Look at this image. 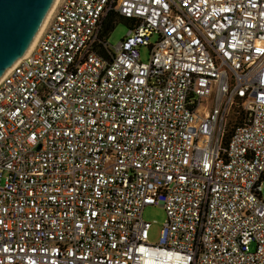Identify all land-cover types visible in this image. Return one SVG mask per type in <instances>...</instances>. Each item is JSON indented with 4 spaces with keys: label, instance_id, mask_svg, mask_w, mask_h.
Listing matches in <instances>:
<instances>
[{
    "label": "built area",
    "instance_id": "2783aa9c",
    "mask_svg": "<svg viewBox=\"0 0 264 264\" xmlns=\"http://www.w3.org/2000/svg\"><path fill=\"white\" fill-rule=\"evenodd\" d=\"M263 178L264 0H59L0 80V264H264Z\"/></svg>",
    "mask_w": 264,
    "mask_h": 264
},
{
    "label": "water",
    "instance_id": "95a60500",
    "mask_svg": "<svg viewBox=\"0 0 264 264\" xmlns=\"http://www.w3.org/2000/svg\"><path fill=\"white\" fill-rule=\"evenodd\" d=\"M56 0H0V80L33 46Z\"/></svg>",
    "mask_w": 264,
    "mask_h": 264
},
{
    "label": "rangeland",
    "instance_id": "374dc122",
    "mask_svg": "<svg viewBox=\"0 0 264 264\" xmlns=\"http://www.w3.org/2000/svg\"><path fill=\"white\" fill-rule=\"evenodd\" d=\"M128 32V25L124 20L119 21L115 27L112 29L108 41L112 45H116ZM156 37L152 38V41H156ZM141 59L142 61H148L149 59V49L147 47H142L141 49ZM262 197L264 199V178L262 180ZM166 211L161 206L148 205L143 210V218L150 222L149 238L153 243H158L161 235V230L163 224L166 220Z\"/></svg>",
    "mask_w": 264,
    "mask_h": 264
},
{
    "label": "bare ground",
    "instance_id": "6f19581e",
    "mask_svg": "<svg viewBox=\"0 0 264 264\" xmlns=\"http://www.w3.org/2000/svg\"><path fill=\"white\" fill-rule=\"evenodd\" d=\"M58 1H59V0H56L55 4H54V6H53V8H52V10H51V12H50V14H49L47 20H46V22L44 23V25H43V27H42V29H41V31H40V33H39L37 39L35 40V42H34V44H33L32 48H31V49H30V50L24 55V57L27 56V55L33 50V48L35 47V45H36V43H37V41H38V39H39L41 33H42L43 30L45 29V27H46V25H47V23H48V21H49L51 15H52L54 9H55V7H56Z\"/></svg>",
    "mask_w": 264,
    "mask_h": 264
},
{
    "label": "trees",
    "instance_id": "16d2710c",
    "mask_svg": "<svg viewBox=\"0 0 264 264\" xmlns=\"http://www.w3.org/2000/svg\"><path fill=\"white\" fill-rule=\"evenodd\" d=\"M124 21H125L126 23H128V20H127V19H125ZM110 26H112V23L110 24Z\"/></svg>",
    "mask_w": 264,
    "mask_h": 264
}]
</instances>
